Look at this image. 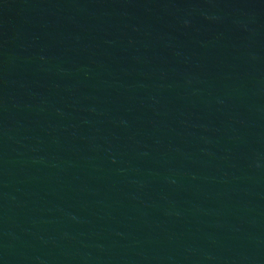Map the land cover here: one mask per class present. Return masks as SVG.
<instances>
[{
  "label": "water",
  "instance_id": "95a60500",
  "mask_svg": "<svg viewBox=\"0 0 264 264\" xmlns=\"http://www.w3.org/2000/svg\"><path fill=\"white\" fill-rule=\"evenodd\" d=\"M0 264H264V0H0Z\"/></svg>",
  "mask_w": 264,
  "mask_h": 264
}]
</instances>
